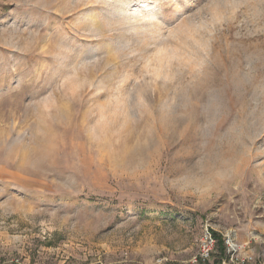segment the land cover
<instances>
[{"label": "rangeland", "instance_id": "374dc122", "mask_svg": "<svg viewBox=\"0 0 264 264\" xmlns=\"http://www.w3.org/2000/svg\"><path fill=\"white\" fill-rule=\"evenodd\" d=\"M212 232L264 264V0H0V264H220Z\"/></svg>", "mask_w": 264, "mask_h": 264}, {"label": "built area", "instance_id": "2783aa9c", "mask_svg": "<svg viewBox=\"0 0 264 264\" xmlns=\"http://www.w3.org/2000/svg\"><path fill=\"white\" fill-rule=\"evenodd\" d=\"M204 241H205L206 245L203 246V248L201 250L200 257L203 258V260H206L209 257L210 253L215 248V240L213 239V237L211 236V234H208L205 237V240ZM222 260H224V259H220V264H225Z\"/></svg>", "mask_w": 264, "mask_h": 264}, {"label": "trees", "instance_id": "16d2710c", "mask_svg": "<svg viewBox=\"0 0 264 264\" xmlns=\"http://www.w3.org/2000/svg\"><path fill=\"white\" fill-rule=\"evenodd\" d=\"M211 236L215 240V250L219 255L220 259L226 258V248L224 246V241L221 237H219L217 234L212 232Z\"/></svg>", "mask_w": 264, "mask_h": 264}]
</instances>
